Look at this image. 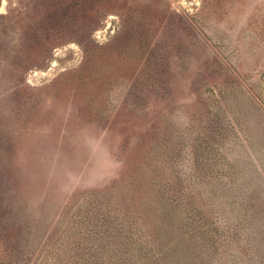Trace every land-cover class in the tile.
Wrapping results in <instances>:
<instances>
[{"label":"rangeland","instance_id":"1","mask_svg":"<svg viewBox=\"0 0 264 264\" xmlns=\"http://www.w3.org/2000/svg\"><path fill=\"white\" fill-rule=\"evenodd\" d=\"M0 8V264H264V0Z\"/></svg>","mask_w":264,"mask_h":264},{"label":"snow or ice","instance_id":"2","mask_svg":"<svg viewBox=\"0 0 264 264\" xmlns=\"http://www.w3.org/2000/svg\"><path fill=\"white\" fill-rule=\"evenodd\" d=\"M0 11H3V9H2V8H0Z\"/></svg>","mask_w":264,"mask_h":264}]
</instances>
